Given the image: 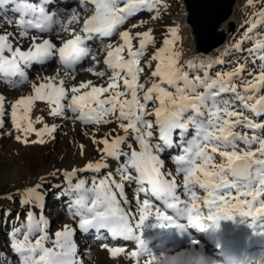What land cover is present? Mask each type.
Listing matches in <instances>:
<instances>
[{
	"label": "snow or ice",
	"instance_id": "6c2138e0",
	"mask_svg": "<svg viewBox=\"0 0 264 264\" xmlns=\"http://www.w3.org/2000/svg\"><path fill=\"white\" fill-rule=\"evenodd\" d=\"M158 3L159 0H79L81 11L73 8L68 24L81 23V27L73 29L71 38L63 39L57 27L60 31H67V27L57 19L52 0H0L5 22L18 29L20 39L29 41L23 49L19 40L14 46L10 39L13 33L0 34V81L17 88L29 81L28 70L34 66L58 61L64 69L63 77L58 72L32 82L31 94L12 103L11 121L23 133V142L33 133L37 137L33 143L43 144L45 137L54 138L55 124L34 127L43 123L42 117L31 119L36 102L46 103L53 117L67 119L66 112L70 111L72 118L84 125L116 122L123 132L113 135V129L98 140L94 136L93 143L103 145L97 149L101 159L66 172L65 177L68 191L74 194L71 208L73 217L79 218V230H106L113 240L134 241L138 251L129 253L128 258L137 264L147 252L143 228L150 218L155 221L153 227L183 228L187 223L192 230L201 231L209 226L219 228L222 221L234 220L237 215L250 218L249 227L254 229L257 221L264 220V122H257L264 116V37L252 35L264 25V12L259 13V20L250 23L241 42L233 46L239 49L243 42L252 41L253 46L247 49L256 66L255 71H248L252 79L243 76L245 64L212 75L213 67L224 63L221 57H193L181 62L177 26L168 28L162 46L146 65L151 68V61H155L154 70L142 82L146 66L141 60L148 47L156 43L152 30L133 35L121 28L145 11L155 12L152 18L158 19ZM53 35L61 40L59 45L51 38ZM117 35L118 43H104L105 38ZM95 40L106 50V68L96 71L90 67L87 71L105 78L104 83L96 85L88 80L66 87V78L75 79L77 66L91 55L90 42ZM134 40H138V46H134ZM4 116L5 97L0 94V127ZM241 128L250 130L251 135L238 130ZM16 139L21 141L22 137ZM125 144L128 151L122 147ZM173 148L179 150L171 154L175 175L164 171L161 159L166 149ZM108 158H123L115 170L119 180L109 171L94 176L90 187L83 179L71 184L77 171L99 173L107 167ZM178 176H182L181 184L177 183ZM125 183L135 185L138 218L130 207L126 208L129 202ZM181 188L186 199L178 192ZM23 197V204L42 207L40 185L26 189ZM205 210L208 225L200 222ZM26 218L25 230L15 228L11 236L10 248L19 264H82L77 257L74 228L65 225L55 231L53 238L49 221L42 214L37 219L29 211ZM178 218L183 222L173 223ZM259 227L264 229V223ZM260 234L264 235V231ZM102 247L112 257L125 251L119 246Z\"/></svg>",
	"mask_w": 264,
	"mask_h": 264
},
{
	"label": "rangeland",
	"instance_id": "374dc122",
	"mask_svg": "<svg viewBox=\"0 0 264 264\" xmlns=\"http://www.w3.org/2000/svg\"><path fill=\"white\" fill-rule=\"evenodd\" d=\"M244 3L245 5L241 10L242 28L234 35L230 50L223 56H218L224 60V63L215 65L211 70L212 75H215L218 71H231L239 64H245L246 69L243 76L246 79H252V77L248 75V71H255L256 66L252 63L249 53L247 52V49L253 46L252 41L243 42L239 49H236L233 46L238 42H241L242 36L250 26V23L260 19L259 13L264 12V0H244ZM52 5V10L57 11V19L67 27V31H60L59 27H57L59 36L63 39L71 37L73 29L78 31L81 27V23L68 24L72 9L75 8L77 11H81L79 0H52ZM158 9L160 12L158 19L152 18L155 15V12L145 11L130 18V20L121 28V30H130L133 35L149 29L152 30V35L156 43L154 46L150 45L148 47L141 60L142 65L145 66L150 62V58L155 51L162 46L168 28L178 26L180 38L183 33V30L180 27L182 11L179 0H159ZM9 15H11L13 19L16 18L13 14ZM83 18L81 12V22ZM142 21L143 23H141ZM134 24L140 26L132 27ZM4 33L14 34L13 37H10V39L13 40L14 46L16 45L17 40H19V44L23 49H26L29 46V41L27 39H20L18 37V29L14 25L7 24L4 20L3 13H0V34ZM48 35L49 34H45V36ZM252 35L253 37L256 35L264 37V25L258 27ZM118 42V35L104 39L105 44H116ZM90 44L91 55L77 66L74 73L75 79L66 78V87L78 85L80 82L88 80L93 81L96 85L104 83L105 78L97 77L93 73L88 72L87 69L95 67L96 71L105 70L106 66L103 64V60L106 55V50L99 40L90 42ZM133 44L134 46H138V40H134ZM177 47L182 50L181 39L177 43ZM93 56L96 58L95 60L92 59ZM183 61L184 60L181 57V62ZM155 63V61H151L152 67H145V72L141 76L142 82L147 79L150 72L154 70ZM256 63L259 64V61L257 60ZM58 72L60 73V76L63 77V66H61L58 61H53L46 65H37L32 69H29V81L17 88H11L6 83L0 81V94L5 97V116L3 118V126L0 127V209H4V218L14 216V221H19L18 216H15V210L13 211L11 209V204L13 202L15 203L14 206L19 202L18 209H22L24 213V218L22 220L23 224L27 222L26 214L29 211H32L37 219H39L42 214L49 221V234L53 238L55 231L62 230L65 225L74 228L76 230L74 241L77 245V257L82 261V264H137L136 260L128 258L129 253L132 251H138L134 241H114L106 230H101L100 233H97L95 230H89L88 232H82L79 230V218L73 217V210L71 208L74 194H71L68 191L69 181L65 177L66 172H71L74 169H83L87 163L101 159V153L97 149L98 147L102 148L103 145L94 144L93 137L95 136L98 140L106 133L112 132L113 129L116 130L113 132V135L117 133L123 135V132L117 127V123L112 122L100 126L84 125L80 121L74 120L70 111L66 112L67 119L53 117L49 115V107L46 103L36 102L31 112V119L35 121L37 117H42L43 123H36L34 124V127L40 129L44 124L49 126L55 124L57 127L53 134L54 138L45 137L46 142L43 144L33 143L32 141L37 140L36 135L33 133L27 137V142H23V133L17 131L12 124V103L21 96L31 94L32 82L38 83L44 77L54 76ZM237 83L239 84V81H237ZM253 118L257 119L255 117ZM257 122H264V116L258 118ZM238 130L249 131V135H251L250 130L242 128ZM17 136H21L22 140L18 141L16 139ZM81 145H83V148H81ZM122 147L124 151L129 150L126 144L122 145ZM241 147H243V145H241ZM178 151L177 148L170 150L166 149L165 152L161 154V159L164 161V171H171L175 175L176 169L175 164L171 159V154L177 153ZM122 162L123 158L120 160L108 158L105 161L107 167L102 169L99 173L93 171H77L76 175L72 177L71 184L75 185L79 180L83 179L86 181V186L90 187L94 176H103L109 171H111L115 178L119 180V176L116 175L115 170ZM177 183H182V176L177 177ZM37 185H40V191L43 194V199L41 200L42 207H33L32 204H23V192L26 189L33 188ZM178 192L181 194L182 199L187 198L183 196L182 188L178 189ZM125 195L129 202L126 208L130 207L131 212L136 214L138 218L134 184L129 185L125 183ZM140 199H143L142 194ZM207 215V211L205 210L201 216L200 222L204 225L209 224ZM182 222L183 221L178 218L173 223L180 224ZM154 223L155 221L152 218L145 222L143 239L146 243L147 252L145 256L142 255L139 258V264H144L145 261H152L153 264H170V259L172 258L174 259V264H181L182 261L186 263L189 261V264H195V261L197 260L196 257L206 250V248L201 246V242L194 238V235L189 237L192 232L196 231L189 229L190 225L187 223H184L183 228L169 226H165L164 228L158 226L153 227ZM230 223H236L238 227L242 228L241 230L244 229L247 233L252 234L253 236L258 234L259 241L256 245L250 247L248 252L251 253L253 252L251 250L260 247L259 251L261 254H264V246H260L262 245L260 241H264V235H261L260 233L264 231V229L259 227V224L264 223V220L257 221V227L255 229L249 227L251 220L241 222L238 215L234 220H231ZM210 227L211 226L206 229ZM15 228L20 227L13 224V226H10L7 233L6 230L0 229V264H9V262H11V264H19L18 257L13 254L10 248L11 236ZM218 233V238H227L229 236L228 239L230 240L236 239L235 234L225 235L223 230ZM194 240L197 241L196 244L192 243ZM102 245H107L108 247H123L125 251L124 253L118 254L116 257H111L110 260L107 261L104 259L103 255L107 248L102 247ZM229 245H232V241ZM48 246L51 247V244ZM213 250L214 249H208L206 253L204 252L208 259L212 258L209 257L211 256L210 254H213V252L216 253V251ZM203 262L204 264H216L207 261Z\"/></svg>",
	"mask_w": 264,
	"mask_h": 264
},
{
	"label": "water",
	"instance_id": "95a60500",
	"mask_svg": "<svg viewBox=\"0 0 264 264\" xmlns=\"http://www.w3.org/2000/svg\"><path fill=\"white\" fill-rule=\"evenodd\" d=\"M179 1L183 60L193 57L216 58L226 54L231 48L232 36L242 28L244 0ZM247 220L250 218H240L241 222Z\"/></svg>",
	"mask_w": 264,
	"mask_h": 264
},
{
	"label": "bare ground",
	"instance_id": "6f19581e",
	"mask_svg": "<svg viewBox=\"0 0 264 264\" xmlns=\"http://www.w3.org/2000/svg\"><path fill=\"white\" fill-rule=\"evenodd\" d=\"M181 20H182V14H181ZM177 21H178V19H177ZM51 38L53 39V41L55 43H57V45L60 44L61 40L59 38H57L56 36H52ZM69 38H71V37H69ZM233 38H234V35L232 36V39ZM184 41H186V40H184ZM230 221L231 220L222 221L220 223L219 228L210 227V228L205 230V232L207 234V239L209 240L207 242L214 240L212 249H214L213 251H216V253L213 252V254H210L211 256H209V257H212V258L208 259L207 255L205 254L207 252V250H205V251L203 250L205 253L201 252V254H199L196 257L197 260L195 261V264H204L203 261H207L209 263H216V264H227V262H234L237 264L241 261L242 257L246 254L247 250L250 247L256 245V243L259 241V235L258 234L253 236L252 234L247 233L246 230H244V229H243L244 231L241 230L242 228L238 227V225L236 223L235 224L230 223ZM222 230L224 231L225 235L235 234L236 239L230 240V239H228L229 236L227 238H222V237L218 238V234H219L218 232L222 231ZM101 234H103V233H101ZM121 240H124V239H117L114 241H121ZM231 241H232V245H229ZM262 242H264V241H262ZM262 242L260 241V243L262 244L260 246H264V243H262ZM216 246L217 247L222 246L221 247L222 249L217 250ZM234 247H237L238 252L233 250ZM259 248L260 247L256 248L257 250L256 249L251 250V251H255L254 254H251V255L247 254V258L249 259V262L252 261L250 263H252V264H259V262L264 263V260L256 257L258 255V253H260ZM214 253H215V255L217 253L218 254L215 256ZM103 255H104V259H106L107 261L110 260V258L112 257L108 250H105ZM168 257H172V256H168ZM170 260H171L170 264H174V259L172 258ZM187 263L189 264V261ZM187 263L182 261L181 264H187ZM191 263H193V262H191Z\"/></svg>",
	"mask_w": 264,
	"mask_h": 264
},
{
	"label": "trees",
	"instance_id": "16d2710c",
	"mask_svg": "<svg viewBox=\"0 0 264 264\" xmlns=\"http://www.w3.org/2000/svg\"><path fill=\"white\" fill-rule=\"evenodd\" d=\"M14 202L11 204L12 206V210L15 212V216H18V219L19 221H14V216L13 217H5V213H4V209H0V229H3V230H6L8 231L10 226H13V224H16L17 226H19L21 228V231L25 230V224L22 223V220L24 218V213H23V210L22 209H18V205H19V202L16 203V205L14 206ZM26 214V212H25Z\"/></svg>",
	"mask_w": 264,
	"mask_h": 264
}]
</instances>
